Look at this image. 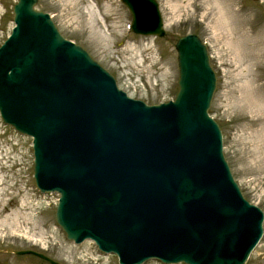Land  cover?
<instances>
[{
  "label": "water",
  "instance_id": "1",
  "mask_svg": "<svg viewBox=\"0 0 264 264\" xmlns=\"http://www.w3.org/2000/svg\"><path fill=\"white\" fill-rule=\"evenodd\" d=\"M36 1L14 2L0 43V119L31 138L34 186L57 193L65 238L90 240L118 264H244L263 214L242 196L207 114L215 73L205 43L194 33L176 39V92L146 104L65 39ZM121 2L132 33L164 35L156 0Z\"/></svg>",
  "mask_w": 264,
  "mask_h": 264
},
{
  "label": "rangeland",
  "instance_id": "2",
  "mask_svg": "<svg viewBox=\"0 0 264 264\" xmlns=\"http://www.w3.org/2000/svg\"><path fill=\"white\" fill-rule=\"evenodd\" d=\"M15 1L0 0V43L13 25ZM156 1L162 37L132 33L121 0H37L34 8L48 13L59 33L107 70L119 89L146 104L176 92V39L194 33L205 43L215 73L208 114L220 129L222 153L242 196L263 214L262 235L244 264H264V0ZM57 196L34 186L31 138L0 119V248L34 247L56 264H118L90 240L65 238L54 219ZM1 257L45 264L35 256Z\"/></svg>",
  "mask_w": 264,
  "mask_h": 264
},
{
  "label": "flooded vegetation",
  "instance_id": "3",
  "mask_svg": "<svg viewBox=\"0 0 264 264\" xmlns=\"http://www.w3.org/2000/svg\"><path fill=\"white\" fill-rule=\"evenodd\" d=\"M10 250H15V251H20V250H28L29 252L23 253V254H17V253H13ZM0 253H4L7 255H12L14 258L21 256V257H26V256H35L36 258H40L43 262H45V264H51L46 258L43 257H38L37 251L34 250V247H23V245H11V246H6L3 248H0ZM0 264H14L12 263V261L9 260V258H4L1 257L0 258ZM23 264H33V263H23Z\"/></svg>",
  "mask_w": 264,
  "mask_h": 264
},
{
  "label": "bare ground",
  "instance_id": "4",
  "mask_svg": "<svg viewBox=\"0 0 264 264\" xmlns=\"http://www.w3.org/2000/svg\"><path fill=\"white\" fill-rule=\"evenodd\" d=\"M142 16L144 17L143 22H149L150 21V13H144L142 12Z\"/></svg>",
  "mask_w": 264,
  "mask_h": 264
}]
</instances>
